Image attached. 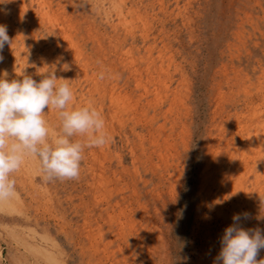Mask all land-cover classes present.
Here are the masks:
<instances>
[{"label": "bare ground", "instance_id": "6f19581e", "mask_svg": "<svg viewBox=\"0 0 264 264\" xmlns=\"http://www.w3.org/2000/svg\"><path fill=\"white\" fill-rule=\"evenodd\" d=\"M25 1L0 0V25L7 27L13 41L12 47L5 44L0 51L4 57L0 78L30 76L39 83L54 71L58 84H69L73 96L78 94L85 106L101 114L104 131H113L131 158L130 166L124 165L122 155L113 166L104 149L89 157L84 149L87 175L80 169L78 179L86 181L89 176L85 183L89 192L80 211L67 202L73 215L80 212L84 217L83 232L73 229L71 222L57 221V233L65 236L74 254L86 264H213L224 230L233 224L235 214L244 213L249 218H242L239 226L264 235V120L251 114L243 124V114L237 111L240 107L253 111L258 99L253 90L264 87L262 75L257 83L248 76L249 85L238 83V90L230 91L231 100L218 94L221 104L214 110L207 136L199 140L201 169L179 226L186 248L175 263L167 235L179 204L194 125L192 82L169 45L176 20L164 18L175 11L184 17L187 8L179 7L181 0H89L90 6L77 0ZM173 67L181 69L180 88L173 87L177 81ZM45 111L54 136L60 131L57 110ZM73 140L83 142L84 137ZM32 159L40 170L38 157ZM19 174L12 175L15 182ZM29 186L15 187L11 198L0 201V211L14 212L12 200L24 203L33 197L41 215L54 221L64 216L67 207L64 213L59 211L62 204L56 194L39 195L31 179ZM46 238L59 250L60 259L36 246L27 250L42 256L45 264H68L56 239L47 233Z\"/></svg>", "mask_w": 264, "mask_h": 264}, {"label": "rangeland", "instance_id": "374dc122", "mask_svg": "<svg viewBox=\"0 0 264 264\" xmlns=\"http://www.w3.org/2000/svg\"><path fill=\"white\" fill-rule=\"evenodd\" d=\"M25 2L30 4V0ZM34 2L36 3V0ZM77 2L80 5L88 4L90 6L89 0H77ZM175 5L173 3L170 11L174 9ZM179 7L187 8L188 12L185 13L184 17H177L178 11H175L174 14L166 16L164 19L170 23L174 19L176 20L177 29H174L173 38H169V36L167 38L170 39L169 45L175 51L176 63L182 66L185 76L192 82L190 104L194 127H192V146L186 161L187 171L177 200L179 204L176 208V215L170 221V232L167 235L170 240L171 256L175 263L186 248L185 236L179 234V226L183 220V214L192 202V191L195 189L201 169L200 163L203 153L199 149V140L207 136L206 132L208 133L211 128L214 110L221 104L218 94L222 92L226 95L227 101L231 100L230 91L238 90V83L244 81L246 85H249V82L245 81L247 76L253 83H257L261 75L264 77V0H181ZM36 8L34 4L33 9ZM90 13H93V16L95 14L94 11H90ZM188 18L194 22L189 23ZM96 20L102 22L99 16L96 17ZM171 27L173 29V26ZM166 29H169L168 25ZM172 71L177 72V81L173 87L180 88L181 69L178 71L173 67ZM255 88L253 91L258 93V99L254 104L255 107L252 108L253 111L245 107H240L237 110L239 114H243V118H241L243 124L245 118L251 114L259 122L264 120V87L259 92V87ZM78 104L81 107L85 106L81 97L74 94L68 106L69 110L78 108ZM234 112L231 111V113ZM112 134L113 131L107 133L108 142L103 147L86 148L87 156H91L93 152L100 154L99 151L104 149L113 166L118 163L121 155L126 156L124 165L130 166L131 158L128 148L123 149L118 136ZM32 158V156H27L21 169L16 172L20 173V177L15 182L17 190H19L20 183L30 187L31 179L33 188L38 191L39 195L52 191L60 200L58 204H62L59 206L62 207L59 208V211L64 213L63 210L66 207L67 209L64 216L59 215L58 220L54 221L47 215H41V208L33 201V197H27L24 203L20 200H12L11 205L15 204L16 206L14 212L7 211L8 209L0 211V264H45L42 256L35 257L27 250V247L31 246L49 251L60 259L59 250L52 247V243L46 238V233L55 238L63 253L67 254L70 259L68 264H86L77 254L72 252L65 236L57 233V221L66 220L72 223L73 229L78 228L79 231H82L84 217L80 212L73 215L67 202L79 206L78 210H81L82 198L86 197L89 192L87 184H85L90 181L89 176L85 177L86 181L56 179L52 182H45L42 179L41 163L39 170ZM85 163L83 159L81 169L84 171ZM85 174L87 175L86 171ZM18 182L19 184H17ZM21 197L23 198L24 195ZM19 206L22 207L20 212L17 211ZM25 208L27 211H24ZM35 217L39 219L38 224L34 222ZM176 240L178 241L176 242Z\"/></svg>", "mask_w": 264, "mask_h": 264}, {"label": "clouds", "instance_id": "9594fccd", "mask_svg": "<svg viewBox=\"0 0 264 264\" xmlns=\"http://www.w3.org/2000/svg\"><path fill=\"white\" fill-rule=\"evenodd\" d=\"M13 45L7 27L0 25V51ZM4 57L0 55V62ZM103 78V76H101ZM50 72L37 83L30 76L9 81L0 78V201L14 195L18 172L27 156L38 157L45 182L78 179L85 148L103 147L108 142L105 121L88 106L69 110L73 92L67 83H57ZM57 110L60 131L50 135L45 110ZM84 137V141L73 137ZM249 214H235L233 224L224 230L221 251L213 264H264L257 260L264 249V235L259 229H244L241 219Z\"/></svg>", "mask_w": 264, "mask_h": 264}]
</instances>
